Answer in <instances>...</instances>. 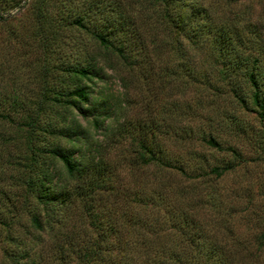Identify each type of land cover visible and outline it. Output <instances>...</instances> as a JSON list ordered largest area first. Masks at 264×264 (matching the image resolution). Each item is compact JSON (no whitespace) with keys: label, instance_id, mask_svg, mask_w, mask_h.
Segmentation results:
<instances>
[{"label":"rangeland","instance_id":"rangeland-1","mask_svg":"<svg viewBox=\"0 0 264 264\" xmlns=\"http://www.w3.org/2000/svg\"><path fill=\"white\" fill-rule=\"evenodd\" d=\"M38 1L20 0L18 5L9 7L0 0V13L3 15L0 18V160L6 156L13 161L17 157L22 141L18 113L21 109L28 111L35 107L43 88L62 78V72L57 68L59 61L75 60L80 56L84 59L100 48L83 29L65 23V14L69 10L81 12L86 1L42 0L41 4ZM108 2L113 6L118 4V8L129 16L141 44L129 64H123L113 54L107 53L111 67L104 68L102 78L93 79L91 85L97 94H106L113 108L112 124L124 123L132 130L131 136L123 133L112 137L116 132L114 128L104 136L101 128L91 126L89 117L75 113L74 118L86 126L88 134L103 146V156L111 166L113 187L126 197L134 193L152 194L145 208L141 202L124 205L120 201L115 204L112 197H108L103 206L111 217L108 221L113 218L122 220L116 212V209L124 211L121 206L126 209L124 212L132 209L139 216L134 231L120 233L121 238L133 243L128 254L135 264H157L159 261L169 264L170 253L179 256L184 264H209L193 261L194 258L214 257L216 253L206 251V248L197 250L186 244L173 216L177 210L190 212L204 224L205 244L221 246L223 255L231 256L242 264H264V249L254 243L258 240L259 231L254 232L257 225L252 220L241 218L245 213L243 194L239 198L228 193V188L223 190L239 183L241 193L245 191L252 195L259 204L264 202V191L258 182H264V165L253 160L256 159L254 131L259 128L257 118L253 112L239 106L224 79L221 85L206 34L194 41L185 37L163 17V4L154 0H104L103 3L106 5ZM191 3L203 8L208 23L236 31L243 41L240 51L255 56L264 73V0H193ZM39 11L44 15L39 23L40 29L37 25ZM260 78L263 80L262 76ZM232 79L238 81L236 77ZM244 90L248 93L247 85H244ZM12 94L22 99L21 109L16 95ZM47 107H44V113L52 111L50 105ZM228 113L236 114L242 125L251 131L248 141L242 139V148L252 160L233 172L217 178L209 177V183H195L197 187L188 190L185 187L188 180L178 171L135 162V146L131 143L136 131L134 127L145 124L158 126L159 140L173 156H186L188 148H195L203 151L209 160L214 156L220 157V152L200 146L196 135L201 130L217 128V132L226 136L219 123L225 121ZM180 127L186 129L181 134L177 132ZM3 181L0 179V185H5ZM211 186L216 190L212 201L214 207L208 203ZM14 192L17 194L20 190ZM14 192L11 193L13 198L17 196ZM130 204L131 208H128ZM6 214L15 217V221L9 230L0 223V264H13L15 260L10 252L16 249L12 239L19 238L26 243L38 232L30 229L28 215L23 209L13 207ZM144 218L155 222L151 227L153 231L138 226L144 224ZM210 218L214 223L212 229ZM63 228L76 245L95 237L80 204L71 207ZM27 229L31 236L26 233ZM106 237L108 242L115 239L112 234ZM56 243L42 239L32 245L30 257L39 264H59L61 256L67 258L63 251L59 253L60 247L66 248L67 241L62 238ZM112 253L108 252L109 255Z\"/></svg>","mask_w":264,"mask_h":264},{"label":"trees","instance_id":"trees-1","mask_svg":"<svg viewBox=\"0 0 264 264\" xmlns=\"http://www.w3.org/2000/svg\"><path fill=\"white\" fill-rule=\"evenodd\" d=\"M1 1L9 7L20 2V0ZM40 1L42 2L39 0L38 4ZM84 1H86L85 8L81 12L69 10L65 14V23L83 29L94 38L100 46L97 52L87 55L84 59L80 56L75 60L59 61L57 68L60 73L62 72V78L57 83L48 85V88L44 85L35 101V107L33 106L31 110L23 111L22 99L12 94L16 95L17 104L21 109L18 113L20 121L18 130L21 132L19 137H22V141L18 147L20 150L17 157H14L13 161H9L6 156L0 160L2 170L0 172H5L0 174V179H4L3 184H5L0 185V223L5 230H9L15 217L8 216L6 212L13 207L20 208L28 215L30 229L38 232L32 237L29 230H25L32 237H29L28 243L19 238L12 239L16 249L10 252L11 258L15 260L13 264H39L30 257L32 245L42 239L56 243L62 238L67 244L64 243L66 248L60 247L59 253L63 251L67 258L60 255L59 264H135L128 254L133 243L121 238L120 233L132 231L139 216L133 213L132 209L124 212L126 209L121 206L124 211L116 209V212H119L122 220L113 218L109 222L111 217L107 215L103 206L105 200L112 197V202L115 204L120 201L124 205L141 202L145 208L150 203L152 194L134 193L126 197L123 192L113 187L110 180L111 166L103 156V146L88 134V128L80 124L74 118V114L89 117L91 126L96 129L101 128L104 136L108 131L111 133L113 128L116 132H113L112 137L123 133L131 136L132 130H129L124 123L112 124L113 108L106 94L101 93L104 90L100 91L101 94H97L91 83L95 78H102L104 68L111 67L107 53L113 54L123 64H129L135 58L141 39L129 16L123 9L118 8V4L113 6L108 2L105 5L104 0ZM154 1L163 4V17L185 37L194 41L200 35L206 34L216 66L215 73L221 85L224 79L239 106L253 112L258 120L259 128L254 131L256 134L253 139L256 159L253 160H258L264 165V73L259 67L257 58L240 51L239 47H242L243 41L236 31L228 30L220 24L208 23L207 14L202 7L191 3L193 0ZM37 15V25L40 29L39 23L44 19V15L42 11ZM2 17L0 13V18ZM233 77L238 81L233 80ZM244 85H247L248 93H245ZM49 105L52 111L44 113V107L48 108ZM181 113L179 110V115ZM226 115L225 121L219 123L226 136L217 132V128L201 130L196 135L200 146L220 152V157L214 156L213 160H209L207 155L202 153L203 151L195 148H188L186 156L175 154L173 156L159 140L158 126L145 124L134 127L136 131L133 133L131 143L135 146V162L142 165L154 164L178 171L188 180L185 185L188 190H194L197 187L195 183L208 182L209 177L217 178L233 172L252 160L242 148V139L248 141L251 131L242 125L236 114ZM1 116L9 117L6 114ZM185 130L180 127L177 132L181 134ZM5 168L9 169L8 172ZM258 182L260 189L264 191V182ZM227 188L232 196L241 198L240 195L243 194L241 196H243L245 213L241 218L252 220L251 222L257 225L256 230H253L259 231L258 240L257 242L254 240V243L260 244L264 249V209H262L264 202L259 204L252 195L245 191L241 193L239 183L227 186L223 190ZM11 189L14 191L19 189L20 192L16 194ZM209 190L208 203L213 206L216 190L212 186ZM13 192L17 195L14 198L11 197ZM76 204L82 206L89 224L95 231L92 240L79 242L77 245L72 242L71 235L63 228L71 207ZM128 208H131V204ZM2 210L4 211L1 212ZM173 216L176 218L177 230L183 234L186 244L197 250L206 248V251L216 253L214 257L201 258L202 260L194 258L193 261L209 262V264H242L231 256L223 255L221 246L218 248L215 244L209 245L207 242L205 244L202 228L204 224L195 219L190 212L177 210ZM144 219L142 221L144 224L138 226L153 231L154 228L151 227L155 222ZM209 223L212 229L213 218L209 219ZM260 225L263 226L262 229ZM231 229L228 230L232 231ZM108 234H112L115 239L108 242L106 237ZM109 251H113L112 255L108 254ZM71 255H74L73 259ZM168 258L169 264L173 262L184 264L183 260L174 253H170ZM157 264L163 262L159 261Z\"/></svg>","mask_w":264,"mask_h":264}]
</instances>
